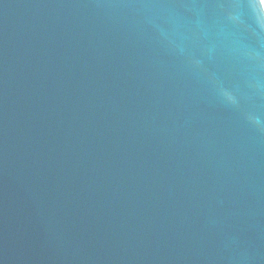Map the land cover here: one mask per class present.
I'll list each match as a JSON object with an SVG mask.
<instances>
[{
  "label": "water",
  "instance_id": "obj_1",
  "mask_svg": "<svg viewBox=\"0 0 264 264\" xmlns=\"http://www.w3.org/2000/svg\"><path fill=\"white\" fill-rule=\"evenodd\" d=\"M0 264H264L263 0H0Z\"/></svg>",
  "mask_w": 264,
  "mask_h": 264
},
{
  "label": "bare ground",
  "instance_id": "obj_2",
  "mask_svg": "<svg viewBox=\"0 0 264 264\" xmlns=\"http://www.w3.org/2000/svg\"><path fill=\"white\" fill-rule=\"evenodd\" d=\"M263 3H264V0H263Z\"/></svg>",
  "mask_w": 264,
  "mask_h": 264
}]
</instances>
